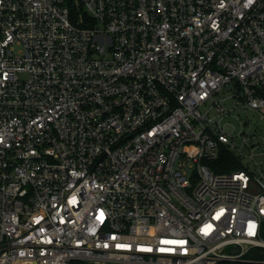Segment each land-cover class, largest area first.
I'll return each mask as SVG.
<instances>
[{"label":"built area","instance_id":"obj_1","mask_svg":"<svg viewBox=\"0 0 264 264\" xmlns=\"http://www.w3.org/2000/svg\"><path fill=\"white\" fill-rule=\"evenodd\" d=\"M74 1L0 0V264L264 248V171L211 166L264 145L224 123L264 120V0Z\"/></svg>","mask_w":264,"mask_h":264},{"label":"rangeland","instance_id":"obj_2","mask_svg":"<svg viewBox=\"0 0 264 264\" xmlns=\"http://www.w3.org/2000/svg\"><path fill=\"white\" fill-rule=\"evenodd\" d=\"M20 79L28 80L29 76L27 74L20 75ZM227 108L228 116L224 123H227V129L229 133L234 135H240L241 133L250 132L251 135L257 134L260 137L264 132V120L261 119V114L256 111H245L241 108L235 106L234 101H228L224 103ZM213 114V112H212ZM259 145L255 150V157L245 158L242 160L244 166L251 170L258 172V170L264 171V145L261 143V139L258 138ZM259 164V167H256ZM264 240V238H262Z\"/></svg>","mask_w":264,"mask_h":264},{"label":"trees","instance_id":"obj_3","mask_svg":"<svg viewBox=\"0 0 264 264\" xmlns=\"http://www.w3.org/2000/svg\"><path fill=\"white\" fill-rule=\"evenodd\" d=\"M69 4L72 9V15L75 19L79 17H87L81 8H78L74 0H69ZM213 170L219 174L233 173L243 169V164L240 158H238L229 149L221 148L219 160L212 165ZM262 238H264V228L262 232ZM72 264H87L84 262H74ZM219 264H264V248L251 249L244 257L243 262H221Z\"/></svg>","mask_w":264,"mask_h":264}]
</instances>
